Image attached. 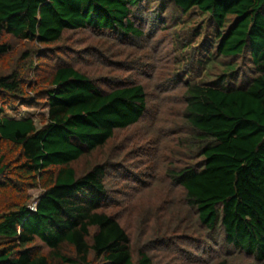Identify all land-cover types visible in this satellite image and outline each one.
I'll return each mask as SVG.
<instances>
[{
  "label": "trees",
  "instance_id": "1",
  "mask_svg": "<svg viewBox=\"0 0 264 264\" xmlns=\"http://www.w3.org/2000/svg\"><path fill=\"white\" fill-rule=\"evenodd\" d=\"M152 8L175 18L168 35L167 21H157L162 39L181 40L172 36L179 20L213 27L192 50L212 43L201 65L212 70L184 78L179 62L170 72L181 149L165 174L181 190L185 215L168 220L159 206L135 205L134 243L119 211V193L129 192L117 175L129 169L112 158L115 147L102 161L88 159L141 123L150 95L141 83L109 82L77 66L84 43L64 41L93 38L79 51L117 70L101 47L112 56V39L144 47L138 14ZM98 37L109 43L97 46ZM218 60L220 73L211 75ZM24 107L46 113L9 116ZM138 176L131 190L144 185ZM31 190H41L35 209ZM182 262L264 264V0H0V264Z\"/></svg>",
  "mask_w": 264,
  "mask_h": 264
},
{
  "label": "rangeland",
  "instance_id": "2",
  "mask_svg": "<svg viewBox=\"0 0 264 264\" xmlns=\"http://www.w3.org/2000/svg\"><path fill=\"white\" fill-rule=\"evenodd\" d=\"M152 10V12L141 11L138 14L140 26L146 32L144 37L145 43L143 42L144 47L139 48L135 46L138 45L137 43L139 42V40L136 39H112L110 44L114 46L115 53H118L117 56H112L105 50L106 48L104 49L101 47L103 43H109L108 40L105 37H102V41L101 37L97 38V42L101 41L97 46L101 47V51L109 57V60L117 62L115 66L117 70L112 67L114 63L109 61H106L107 64L94 63L93 56L89 54L86 56V53L79 51L87 45H94L93 38H67L64 41V45L73 42H82L86 44H83L77 50L78 54L75 56V63L77 66H81L82 69H86V71H89L95 75V77L107 79L109 82H111L112 79H117L118 81H128L129 84L141 83L146 87L150 95L149 111L141 123L133 127L130 131L117 133L116 139L105 151L97 152L88 159L90 163L102 161L106 159L108 155H111L112 148L115 147L112 158L116 159L120 157L121 166L124 165L125 167L123 169H129L131 174L125 173L124 175H117V177L121 179L120 185L126 184L124 188L128 189L129 192L126 193V190H122L119 193V201L121 204L119 211L122 213L121 216H128L130 218L128 219L129 232L131 233L134 243L138 241L141 235L135 225V215L137 213H131L133 211L132 207L135 205H143L147 208L159 206L162 211V216H167L168 220L174 215H185V210L179 203L181 190L175 187V190L172 191L173 187L171 186V181L165 174L167 169L166 164H172L173 153H180L181 149L177 147L174 140L176 137L174 136L176 134L174 126L176 125L175 122L178 123L175 110L179 109L177 95L170 93L168 88L172 87L170 79L173 77V73L176 72L175 69H177L179 62H181V65L178 70H186L184 78H195V73L200 70L203 74V79H206L207 76L205 78V75H208L210 73L209 71L212 70V68L206 70V65H204V67L201 66L205 63L207 58L206 54L208 50L207 52H204V50L212 43H208V47L199 49L194 53H192V50L195 46L201 44L205 36L212 38L213 27H207L206 22L203 21L202 18H197L196 21L189 24L184 23L183 20H179L177 28L178 34L175 33V35L172 36L175 38L178 35L181 37V40L173 42L174 40H170L168 36L162 39L161 34L157 33V30L161 27L160 23L157 21H167L166 25L168 29L163 35H168L171 31L169 27L175 22V18H172L173 12L171 9H168L159 14L157 13V8H152ZM152 33L157 36V39L150 43L149 38ZM182 44H184V46H182ZM106 46L109 47L107 44ZM21 48L22 46L20 47V45L16 46L13 54H16ZM120 53H122L121 56ZM184 55L186 56L183 57ZM130 60H136L133 61L134 69L132 72H130L128 68L130 63H127ZM221 62L220 60L217 61L218 64L214 67L211 75L216 76L220 73ZM171 71L174 72L170 74ZM40 113L46 112L43 109L24 107L20 112L9 113V116L15 119H36V116ZM156 144L161 147L160 153L165 163L158 158H154V151H157V149L155 150L154 148ZM146 149H149V151L144 153ZM135 151L138 152L133 154ZM129 152L133 155H131L132 157L127 162L125 157H127V153ZM186 153L188 154L187 151ZM139 154H141L140 157L135 160L133 157ZM125 161L126 164H124ZM87 162L86 160L81 162L82 168H85ZM140 173L145 174L146 178L140 177L145 181L144 185H141L139 182L135 187L131 186V190L129 184L131 185L132 179H136V176ZM29 193L33 196L32 208L35 209L36 203L41 195V190H31ZM164 200L167 201L164 202ZM181 264L186 263L182 262Z\"/></svg>",
  "mask_w": 264,
  "mask_h": 264
}]
</instances>
